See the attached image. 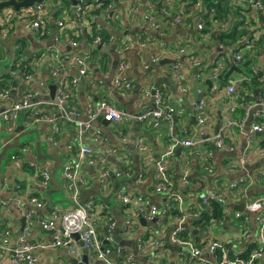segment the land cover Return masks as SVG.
<instances>
[{"label": "crops", "instance_id": "1", "mask_svg": "<svg viewBox=\"0 0 264 264\" xmlns=\"http://www.w3.org/2000/svg\"><path fill=\"white\" fill-rule=\"evenodd\" d=\"M218 1L110 0L109 10L97 5L101 10L94 12L91 4L86 6L81 19H76L72 1L46 0L43 16H39L42 28L35 29L22 18H17L7 31L0 25V74L9 71L12 75L7 87L8 96L0 97V109L9 107L23 94H29L32 103V108L20 111L11 131L6 129L4 122L0 124V153L4 151L0 158V246L4 237L10 249L20 237H25L33 245L48 241L49 233L42 229L40 221L55 208L68 210L75 206L69 198L62 169L67 162L79 159L80 142L74 121H86L88 107L101 99L126 111L131 118L116 124L100 116L92 121V130L100 133L103 142L95 143L91 137L84 136L81 143L93 148L92 158L100 165L80 159V176L85 186L77 182L78 205H88L97 232L101 230L99 238L106 233L102 234V226L114 223L111 240L105 243L119 249L118 253L112 254V261L120 262L130 255L131 264H213L215 256L209 247L215 241L223 245L228 255H233L232 248L241 252L251 242L255 244L253 250L262 245L256 239L252 213H247L245 206L257 195L264 194V176L257 183H250L248 179L264 171V113L256 120L251 119L264 104V11H258L254 4L261 2L264 5V0H228L226 15L217 12L216 4H223ZM10 9L14 7L2 8L0 19ZM242 11L250 12L244 17L240 15ZM201 16L204 25L198 29L196 24ZM59 21L63 22L62 27L58 26ZM236 31L244 34L234 41L219 40V37ZM97 36L101 37V43L94 42ZM248 39L250 43H245ZM70 41L76 45L72 46ZM17 50H22L20 59L28 62L32 74L19 70L21 60L14 61ZM236 52L242 56L238 61L233 59ZM75 53L88 56L87 75L71 84L70 79L77 75V65L71 58ZM116 58L125 64L120 74L130 82L127 89L114 85L119 74V63L116 68L113 66ZM14 63L16 68L9 69ZM174 64L180 66L181 73L177 78ZM61 65L59 74L53 76L52 69ZM26 74L29 76L24 78ZM59 83L68 84L67 110L78 113L71 120L48 105L52 101L49 87L55 86V98ZM231 85L235 87L234 92L227 90ZM157 94L159 102L155 99ZM199 100L205 101L207 119L203 129L207 140L195 148L174 151L168 158L167 176L172 173L175 178L181 176L179 187H187L189 181L194 184L197 179H202V193L191 198L188 194L183 195L176 185L172 186L174 196L171 199L177 201L180 217L167 221L166 215H162L154 217V223L144 225L139 221V214L146 221L151 219H146L138 210V203L135 200V203H122L116 194L140 195L159 209L166 208L167 197L154 191L157 182L155 160L164 153L172 136L200 137L193 105ZM167 104L173 109L171 122L164 121L155 129L148 124L152 123L150 115L143 120L137 118L156 109L167 111L164 109ZM249 104L250 111L247 110ZM36 109L43 114L55 113V123L34 121L32 117ZM255 121L263 125V130L253 132L252 140L248 142L246 135ZM217 129L224 137L225 147L214 145L212 137ZM19 133L24 135L15 143L13 137ZM5 137L8 142L3 141ZM139 140L146 148L137 146ZM227 146L233 149L228 150ZM192 149L196 152H191ZM240 158H246L243 165L239 164ZM233 165L236 168L229 170ZM99 167L109 172L105 183L100 180ZM44 169L49 172L46 185L41 176ZM184 170L187 174H183ZM204 173L209 179L199 175ZM52 175H55L53 179ZM184 175L187 183H183ZM231 182H237V185L229 192ZM197 183L194 185L196 189ZM88 189L98 191L107 201L89 195L80 205L83 191ZM211 191L225 199L224 219L206 227L194 226L192 212L196 208H207L205 204L208 202H202V195ZM31 197L41 200L43 206L35 207L30 203ZM185 197L196 205H186ZM242 204L243 208L238 209ZM30 211L33 212L31 223L26 216ZM237 211L250 219L236 217ZM128 219L132 221L131 226L127 224ZM181 220L188 232L184 236L177 234V238L200 248L198 257H191L190 247L171 239V233ZM238 222L239 227L249 226L251 229L246 230L249 237H242L240 242L237 240L240 235ZM195 229L198 232L192 233ZM262 246L264 250V243ZM74 247V255L62 246L36 247L37 264H71L68 254L80 259L83 253L78 241ZM11 256V252L5 254L0 249V264L7 259L6 264H9ZM87 256L97 262L95 264H103L92 259L90 254ZM253 264H264V256Z\"/></svg>", "mask_w": 264, "mask_h": 264}, {"label": "built area", "instance_id": "2", "mask_svg": "<svg viewBox=\"0 0 264 264\" xmlns=\"http://www.w3.org/2000/svg\"><path fill=\"white\" fill-rule=\"evenodd\" d=\"M75 12L77 16H82L85 11L86 7L84 5V0H76ZM98 2V0H95ZM254 4L257 6L256 9L258 11H264V5L261 2H254ZM46 7V0H40L38 2H34L31 5L24 6L19 11H16V9H10L8 11H5L4 14L1 16L0 19V25L2 26V29H5V31L9 30L13 24V22L17 18H22L25 20H28L31 27L35 29H40L43 26H41V21L39 20V16H43V13L45 11ZM106 10L110 9V5H106ZM204 25V20L202 17H199L197 21V28L202 29ZM58 26L62 27L63 22L59 21ZM44 33V30L42 31ZM57 39V36H55V40ZM95 43H101V37L97 36ZM245 43H250V40H245ZM70 44L72 46H75L76 43L74 41H70ZM87 57L86 55L75 53L72 55V59L77 65V75L70 79L71 84H76L81 77H84L87 75ZM233 59L238 61L241 59V53L236 52L233 55ZM153 60H156L155 57H153ZM125 64L119 63L118 70L119 74L114 79V85L116 88L119 89H127L130 86V82L126 79H123L121 77V71L124 69ZM62 67V65L56 66L52 69L51 74L53 76H57L59 74V70ZM174 68V76L177 78L180 76V66L178 64L173 65ZM29 76L28 74L24 75L23 77ZM228 92H234L235 87L233 85L228 87ZM9 94L8 89H4L0 91V97H7ZM69 97V88L67 83H59L58 90L56 92L55 98L52 99V101L48 102V105H51L58 109V112L60 115L65 117L66 119H70L78 115L76 110H66L65 109V102L67 101V98ZM155 99L159 102L160 96L157 94L155 96ZM195 109V119L196 124L199 127V133L200 137H188V138H177L172 136L170 138V141L168 142L166 149L164 153L159 157V159L155 160L156 165V173H157V182L155 184L154 191L156 193H162V195H168L173 194V190L171 189V182L169 180V177L167 176V163L168 158L171 157L174 154V151H176L177 148H195L197 144H199L203 140H207L206 136V130L203 129V126L205 124V121L207 119V113L205 111V101L199 100L196 103L193 104ZM249 104L247 106V110L250 111ZM32 108V103L30 102V96L29 94H23L17 101H15L12 105H10L7 108H4L3 110L0 109V124L4 122L6 129L11 131L15 126V121L18 119L19 115L23 111H27L28 109ZM21 111V112H20ZM172 113L173 109L170 107L167 111L161 109H156L152 111L151 113H148L147 115H138L137 118L139 120L145 119L148 115L152 117V125L155 127H160L164 121L171 122L172 119ZM261 113H264V104L261 105V108H259L256 112H254L251 119L256 120ZM100 116L104 120L112 123H120L124 120H127L131 118L126 111L119 109L115 107L112 103H110L106 99L99 100L95 105L88 107V117L87 120L84 122L81 121H74L75 122V128H76V135L79 140V147H78V160L67 162L62 169L63 177L66 181V189L69 191V198L72 200V202L75 203V206L68 210H62L60 208H55L52 210L50 215L46 217L45 219H42L40 221V225L42 229L49 233V240L48 241H42L38 245L29 244L25 237H20L18 240V243L15 245L14 248L10 249L7 245V239L6 237L2 240V245L0 246L2 253H10L11 252V258L9 260V264H37L38 262V256L35 254L34 250L36 247L41 248H48V247H66L70 251L72 255L76 253V249L74 247L77 240H75L72 237L73 233L78 234V240L83 242L84 247L87 248L88 254H90V257L94 260L101 261L103 264H131V256L125 257L120 262H114L111 259V256L114 252H119V249L116 247H112L111 245H105L106 242H110L111 240V229L114 225L113 222L109 223L108 229L106 233L103 235L102 238L98 237V232L95 227V222L92 217V215L89 212L88 205L85 206H79L78 201L80 199L79 195V188L77 185V182L79 181V184L85 186V182L82 180L80 176V166L81 162L80 159H87V162L92 165H100L97 163L93 158V148H91L88 145L82 144V140L84 136L91 137V139L95 143H101L103 142V139L100 137V133L97 130H92L91 123L92 121L97 117ZM34 121H44L48 123H55L56 117L55 113L52 114H43L40 110L36 109L33 111V117ZM202 126V127H201ZM91 130V131H90ZM263 125H261L259 122L255 121L250 129L249 133L246 135L247 141L250 142L252 140L253 132L255 131H262ZM214 145L216 147H225L224 145V137L221 132H216L213 137ZM247 142V143H248ZM249 144V143H248ZM137 146L140 148H146L145 145H143L142 141L139 140L137 143ZM228 150H232L233 148L231 146H227ZM191 152H196L192 151ZM15 159V157H12ZM246 161V158H240L239 164L243 165V163ZM100 168V167H99ZM98 168V169H99ZM236 167L230 166L229 170H234ZM205 169L207 171H211V168L208 166H205ZM100 173V180L105 183L107 180V176L109 174L107 169H99ZM183 174H187V170H184ZM116 175L119 176L120 172H116ZM42 176V182L44 185L48 183L49 179V172L47 169H44L41 172ZM186 175H184L183 183H187V179L185 178ZM264 176V171H259L258 173H255L253 175V179L248 178L249 182L257 183L260 181V178ZM243 178L240 179L242 181ZM237 185V182H231L228 187L234 188ZM164 193V194H163ZM116 197L119 201L125 204L129 203H135L134 200L138 203V210L144 214L146 219H152L154 217H159L163 215V213L166 211V208H158L155 204L151 203L149 200L142 198V196L138 195L134 197V195L124 193V192H118L116 194ZM208 198H214L221 204H225V199L221 196L215 195L212 192H206L202 195V202L207 203ZM178 199V198H177ZM30 203H32L35 207L40 208L43 206V202L39 200L36 197L30 198ZM247 213H252V221L256 226L257 229V236L256 239L258 243H264V194L257 195L254 199H252L246 206ZM161 210V211H160ZM27 218L29 219V223H31V218L33 217V212L30 211L27 213ZM236 217L244 216L245 219H250V217L246 214H244L241 211H237L235 213ZM127 224L129 226L132 225V221L128 219ZM184 221L181 220L178 224V226L175 228V230L171 233V239L174 241H178L182 243V245H185L187 247H190V256L191 257H198L201 254V249L197 246L193 245L189 241H179L177 238L178 232L183 228ZM250 233L246 232L244 233V237L248 238ZM241 240H239L240 242ZM158 244V243H155ZM260 246L256 249H254L251 253L249 258L247 259H239L238 254L240 253V250L233 248V255L230 257L227 253V251L223 248V245L220 242H213L212 245L209 247V251L211 253H214L215 249H220L221 253L217 257L215 256V260L213 264H253L256 259L262 258L264 256V250L263 246ZM140 248V244L138 245ZM91 261V260H90ZM93 262V261H92Z\"/></svg>", "mask_w": 264, "mask_h": 264}, {"label": "trees", "instance_id": "3", "mask_svg": "<svg viewBox=\"0 0 264 264\" xmlns=\"http://www.w3.org/2000/svg\"><path fill=\"white\" fill-rule=\"evenodd\" d=\"M65 1L67 2L68 0H65ZM218 2H223V4H216L217 12H221L222 14H225L226 15L227 10H228L226 8V3L228 2V0H219ZM108 3H110V0H98V2H96L95 0H84L85 7L86 6H90L92 4V8H93V11L94 12H100L101 8L99 6H101V7H103L105 9V7H106V5H108ZM97 5H99V6H97ZM21 8H23V7H19L18 9H16V11H19ZM249 12L250 11H242L240 13V15H243L244 17H246ZM76 19H81V17L80 16H76ZM206 25H207V28H208V22H207ZM44 32H45V30H44ZM47 34L48 33L46 32L45 35L47 36ZM242 34H244L243 31H236V33H234V34L233 33H230V34H228V36H224V37L221 36V37H219V40L220 41L225 40L226 42L234 41V39L237 36L242 35ZM250 46H252V45H250ZM253 46H254V43H253ZM21 54H22V50H17L15 52V58H14V61L15 62H17L18 60H21L20 59ZM1 58H2V56L0 54V59ZM18 66H19V70L20 71L27 72V73H31L32 74L31 70L29 69L28 62L27 61L21 60L20 61V64ZM15 68H16L15 63L9 66V69H15ZM226 76L227 75L224 74V77H226ZM11 78H12V75L9 73V71L7 73L6 72H2L0 74V90L7 89V87L10 86L9 85V80ZM245 85H247V84H245ZM240 105L242 107H245L246 108V106H244L242 103H240ZM64 107L67 110L66 102H65V106ZM164 107H165L164 109H167L168 110V108H170V105L167 104ZM148 124L150 126H152V123L151 122H148ZM262 145L264 146V140L262 142ZM169 180L171 182V187L176 185L178 187V189L183 193V195L188 194V195H190L191 198H194L196 195L202 193V190H203V182H204V180H202V179H197L196 180L199 183L193 181V182L199 184V186L197 187V189L194 186L195 183L193 184L191 181H189L190 185H187V187H183V186L182 187H179L180 180H182L181 179V176L175 178V174H173V173H172V176L169 175ZM229 189H231V188L228 187V189H227L230 192ZM211 192L214 193L215 195L221 196L220 194L216 193V191L215 192L214 191H211ZM164 196L167 197L166 198L167 205H166V211L163 213V216L166 215L167 221H168V219L169 220H175L176 217H180V215H181V213L179 212V209H178V207H179L178 206V203H177V201H173L171 199V196H174L173 194H168V195H164ZM164 196H162V197H164ZM207 200H208V203L205 204V205H207V208L206 209L196 208V210L194 212H192L193 219H191V220H192V223H193L194 226L206 227L209 223H213L214 224V223H216V221H219V220H223L224 219V216H225L224 211L225 210H224L223 204H221L220 202H218L214 198H208ZM185 203H186V205H189V206L190 205H193V206L196 205L194 201H190L187 197H185ZM241 217L243 219L244 216H241ZM231 220H232V218L230 217L229 218V222L231 224L234 223ZM239 224H240V222H238V227H239ZM107 226H108L107 223H106V225H105L104 228L102 226V234H104L106 232ZM238 229H240V235L237 238V240L242 239V237L244 238V233H246V230H251L249 226H241ZM100 231L101 230H98L99 233H100ZM187 232H188V228L187 227H183L178 232V234L180 233L179 234L180 236H184ZM254 247H255V244L253 242L248 243L246 245V248L244 250H241V252L238 254L239 259H243V258L244 259H247V258H249L250 253L253 251V248ZM232 251H233V248H232ZM219 253H221L220 249H215V251H214L213 254L218 257L220 255ZM231 256H232V254L230 255V257Z\"/></svg>", "mask_w": 264, "mask_h": 264}, {"label": "water", "instance_id": "4", "mask_svg": "<svg viewBox=\"0 0 264 264\" xmlns=\"http://www.w3.org/2000/svg\"><path fill=\"white\" fill-rule=\"evenodd\" d=\"M38 1H40V0H3V1H0V11H1V9L2 8H4L5 6H13L14 7V9H18L19 7H24V6H28V5H31V4H33L34 2H38ZM70 1H72V3L75 5L76 4V0H70ZM118 63H119V60L116 58L115 60H114V62H113V66H114V68H116V66L118 65ZM50 88V94H51V99H53L54 98V90H55V86L54 85H52V86H50L49 87ZM192 120H194V119H192ZM108 122V121H107ZM16 131H18V130H16ZM217 131H218V129H217ZM14 134V133H13ZM24 134L23 133H19L18 135H16V136H14L13 137V139H14V141H15V143H18L19 142V140L21 139V137L23 136ZM6 139H3V141L4 142H8V138L7 137H5ZM12 139V140H13ZM18 140V141H17ZM180 148H177L176 149V152L179 150ZM3 152L4 151H1V153H0V158L3 156ZM38 152H40L39 151V147H38ZM43 157V156H42ZM49 157V156H48ZM200 176H202V177H205V178H208V175H206L205 173L204 174H199ZM55 177V175H52L51 176V178L53 179ZM188 179L189 178H191L190 176H188L187 177ZM209 179V178H208ZM89 195H97V196H99L101 199H104V200H106L107 201V198H103V196L102 195H100L99 194V192L98 191H96V190H84L83 191V194H82V197H81V200H80V202H79V204L80 205H83L84 203H85V201L88 199V197H89ZM53 203V201H50V204H52ZM238 209H242L243 208V204L242 205H240V206H238L237 207ZM139 221L142 223V224H146V222H151V223H154L155 221H156V218H153V219H151V221H146L144 218H142V216H141V214H139ZM196 232H198L196 229L195 230H192V233H196ZM199 232L200 233H204L205 234V232L203 231V230H199ZM72 237L75 239V240H77L78 242H79V244H80V246H81V250H82V256H81V258L80 259H78V258H76V257H74V256H71V255H69L68 254V257H67V259H68V261L71 263V264H91V263H97V262H92V261H90L89 259H88V256H87V254H88V250H87V248L86 247H84V245H83V242L82 241H80V240H78V234L77 233H73L72 234ZM117 242H118V240L117 239H115ZM119 245H121L120 243H119ZM138 249V248H137ZM8 262V259L6 260V261H4L3 263H1V264H6Z\"/></svg>", "mask_w": 264, "mask_h": 264}]
</instances>
